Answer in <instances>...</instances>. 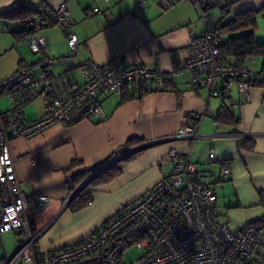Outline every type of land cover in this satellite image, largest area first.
<instances>
[{
	"label": "crops",
	"instance_id": "1",
	"mask_svg": "<svg viewBox=\"0 0 264 264\" xmlns=\"http://www.w3.org/2000/svg\"><path fill=\"white\" fill-rule=\"evenodd\" d=\"M64 1L68 25L40 27L38 33L45 38L46 50L32 51L26 42L32 31L26 27L28 21H35L40 14L37 12L51 11ZM137 1L0 0V35L10 37L9 44L0 45V56L10 48L16 54L6 71L0 72V78L25 67L37 72L39 63L45 60L51 75L64 74L69 82L81 84L84 79L80 69L88 62L104 65L115 58L170 75L163 90L141 96L134 93L131 97L125 91L124 96L109 95L102 99L104 119L83 117L81 108L75 107L71 122L53 124L32 137L11 139L20 188L28 195L48 198L45 205L30 207L28 211L31 230L39 233L36 243L42 252L78 243L114 217L120 207L137 200L158 180L169 176L173 171V164L167 159L171 149L189 150L198 177L215 190L220 221L237 230L264 218L261 196L264 194V86L251 85L247 93L231 86L226 103L238 122L220 123L215 117L222 100L212 96L205 86L192 84L187 69L189 43L201 36L205 28L199 10L189 0H147L145 10L140 11L136 8ZM95 6L108 10L107 14L94 13ZM261 6L264 0H235L227 17ZM13 7L37 11L27 17L24 26L28 32L20 38L11 32L22 31L23 24L5 15ZM214 10L218 21V9L213 7L209 11L213 17ZM260 21L264 23V11L258 14L254 30L255 39L264 42V25ZM68 31L78 38L75 53L66 42ZM26 44L35 55L28 53ZM262 62L260 56L249 57L245 65L259 72ZM24 92L17 90L18 94ZM36 98L39 97L22 104L27 120H35L41 114L40 98L35 114L24 111ZM5 101L9 107L10 101L6 98ZM200 113L204 116L195 138L175 136L182 125ZM165 138L169 139L155 142ZM242 138L253 142L252 149L239 145L237 139ZM148 142L155 143L128 153ZM210 153L214 154L211 160ZM113 155H119L114 162L115 173L111 177L98 175L87 189L91 191L92 203L79 210L70 209L67 201L84 173ZM221 161H226L229 167L226 175ZM21 243L16 231L0 234V264H5Z\"/></svg>",
	"mask_w": 264,
	"mask_h": 264
},
{
	"label": "built area",
	"instance_id": "2",
	"mask_svg": "<svg viewBox=\"0 0 264 264\" xmlns=\"http://www.w3.org/2000/svg\"><path fill=\"white\" fill-rule=\"evenodd\" d=\"M109 1V0H105ZM199 10L205 28L201 36L189 43L190 59L187 69L194 85H203L212 96L222 98L219 86L225 90L233 85L247 93L249 81L255 73L247 65L235 68L219 60L216 31L209 8L216 0H189ZM147 0H138L136 8L144 11ZM94 13L107 14L99 7ZM69 23L65 1L53 10L41 13L35 21H28L30 33L26 36L29 48L44 52L46 41L38 33L44 25L66 27ZM66 42L75 53L78 38L68 31ZM37 72L20 68L0 78V97L10 101L6 110L0 108V234L16 231L21 238L19 249L5 264H264V229L246 224L233 230L217 217L214 188L202 181L190 160L189 150L171 149L167 159L173 164L169 176L158 180L137 200L120 207L117 214L98 226L87 237L74 245L52 252L37 247L39 233H33L28 220L30 207L47 203L44 195H28L19 186L10 141L12 138L32 137L56 123L72 121L71 111L80 107L83 117L105 118L101 100L109 95H121L126 87H136L141 96L145 87L162 88L169 74L144 65H128L121 58L107 64L88 62L80 69L84 81L75 84L64 74L51 75L47 61L39 63ZM24 90L18 94L17 90ZM32 97L42 101L41 114L27 120L22 104ZM200 113L191 122L182 125L175 136L193 139L197 136ZM219 124L218 121H215ZM115 155L91 172L80 184L88 182ZM214 154H209L213 159ZM223 174L229 173L226 161H221ZM92 199L87 204H91ZM134 244L141 255L128 263L121 258L124 249Z\"/></svg>",
	"mask_w": 264,
	"mask_h": 264
},
{
	"label": "trees",
	"instance_id": "3",
	"mask_svg": "<svg viewBox=\"0 0 264 264\" xmlns=\"http://www.w3.org/2000/svg\"><path fill=\"white\" fill-rule=\"evenodd\" d=\"M235 0H216V3L213 7L217 8L220 12V19L218 20L219 28L216 31L215 38L217 39V44L219 47V60L223 63L230 64L235 68H241L245 66V61L249 57L260 56L264 59V42H258L254 37V30L257 27V16L260 12L264 11V6L254 9H248L240 11L234 14L232 17H227L229 14L228 9L233 4ZM211 7V8H213ZM209 8V10L211 9ZM37 11L33 9H24L13 7L10 12L5 15L10 18L18 19L23 24V29L20 32H11L16 38H20L27 34V30L25 28V22L27 17L33 16ZM44 12V11H43ZM42 13V12H37ZM255 76L253 79L249 81L250 85H260L264 86V62H262V66L259 72H255ZM170 77L166 79L165 84L162 88H151L145 87L143 90V94L155 91V90H163L169 84ZM230 88V87H229ZM229 88L225 90L222 82L219 86L222 95V105L218 109L216 113V120L220 123L224 124H234L238 122V117L233 113L230 106L227 105L226 100L230 97ZM138 89L134 86L126 87L123 90L122 95L124 96L125 91H128V97L134 96ZM31 99V98H30ZM239 145L242 147L252 149L253 142L249 139H237ZM111 156V158H113ZM109 158V159H111ZM108 159V160H109ZM106 160L105 162H107ZM105 162L99 163L87 170L84 173L82 180L78 183L81 184L83 180L87 178L97 168L102 166ZM115 162V161H114ZM109 163L105 167H102L97 171L94 176L87 182L86 186H84L81 190H79L73 197L70 199L68 206L72 210H79L82 207L87 205L88 200L92 198L91 191L87 190L90 187L91 183H94L96 177L102 173L111 177L115 173V163ZM107 177V178H109ZM262 196V201H264V194ZM251 224H255L256 226L259 224L261 228L264 229V218L252 222Z\"/></svg>",
	"mask_w": 264,
	"mask_h": 264
},
{
	"label": "rangeland",
	"instance_id": "4",
	"mask_svg": "<svg viewBox=\"0 0 264 264\" xmlns=\"http://www.w3.org/2000/svg\"><path fill=\"white\" fill-rule=\"evenodd\" d=\"M216 17H217V11L214 10V13H213L214 20L216 19ZM260 23H261V21H260ZM261 25H264V23H261ZM7 38H10V37H5L4 35L3 36L0 35V45L9 44V41H8L9 39H7ZM25 48L28 51V53L35 55L28 48L27 44L25 45ZM14 52L15 51L10 48L5 54L0 56V63L3 64L0 66V72L6 71V69L9 67V65L15 60L16 54ZM7 105H8V103H7V101H5L4 97H3V99H0V108L2 109V111L6 110ZM39 105H40V99L36 98L31 103H29L28 105H26L24 107V109H25L24 111L28 112L30 115L35 114L37 111V107H39ZM141 253H142L141 250L137 249L134 244H131L124 249L121 260L124 263H128V262L132 261L133 259H136L139 255H141ZM18 264H20V263H18ZM21 264H25V263L21 262Z\"/></svg>",
	"mask_w": 264,
	"mask_h": 264
},
{
	"label": "water",
	"instance_id": "5",
	"mask_svg": "<svg viewBox=\"0 0 264 264\" xmlns=\"http://www.w3.org/2000/svg\"><path fill=\"white\" fill-rule=\"evenodd\" d=\"M167 139H169V138H165V139H161V140H156L155 142L165 141V140H167ZM155 142H148V143H144V144H142V145L136 146L135 148H132L131 150H129L128 153H133V152H135V151H137V150H139V149H142V148H144V147H147V146H149V145H151V144H153V143H155ZM86 184H87V182H85V183L82 184V185H79L78 188L75 190V192L69 197V199H68L67 202H69V200L72 199V197H73V196H74L79 190H81L84 186H86Z\"/></svg>",
	"mask_w": 264,
	"mask_h": 264
}]
</instances>
